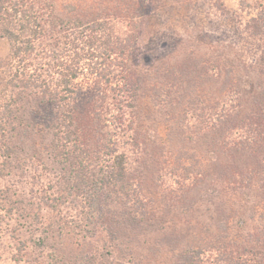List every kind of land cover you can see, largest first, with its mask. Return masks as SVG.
I'll return each instance as SVG.
<instances>
[{
  "label": "trees",
  "instance_id": "obj_1",
  "mask_svg": "<svg viewBox=\"0 0 264 264\" xmlns=\"http://www.w3.org/2000/svg\"><path fill=\"white\" fill-rule=\"evenodd\" d=\"M166 1L220 12L217 32L195 37L215 58L189 57L170 71L173 55L157 67L133 58L140 29ZM239 7L252 13L247 52L237 23H224L221 0H0L7 45L0 49V176L45 149L61 167L64 190L117 241L119 264H264V0ZM210 76L219 112L200 119L197 93ZM146 83H153L148 94ZM172 86L182 93L174 97ZM145 97L175 119L181 141L196 142L195 155L143 129L152 121L140 114ZM189 113L197 129H189ZM168 179L188 184L176 191L163 186ZM146 182L161 189V212L150 206ZM251 223L259 224L256 235Z\"/></svg>",
  "mask_w": 264,
  "mask_h": 264
},
{
  "label": "rangeland",
  "instance_id": "obj_2",
  "mask_svg": "<svg viewBox=\"0 0 264 264\" xmlns=\"http://www.w3.org/2000/svg\"><path fill=\"white\" fill-rule=\"evenodd\" d=\"M221 2L225 9L224 23H228L229 28L232 22L237 23L243 35L239 49L247 52L249 45L246 43L244 27L252 13L241 10L239 0ZM198 8L171 1L164 2L162 8L149 18L148 24L140 29L132 49L133 58L142 66L157 67L159 59L173 55L166 63L169 71L172 68L177 69L178 64L182 67L183 61L189 57L198 58L205 55V58H215L218 55L215 50L201 47L196 43L195 37L199 31L211 35L216 33V25L222 24L217 18L221 14L214 8ZM251 45L254 46L255 42ZM0 49L5 53L7 45L1 42ZM245 58L248 62L252 60L247 53ZM159 66L161 67V64ZM173 82L171 78L170 84ZM202 82L197 93L198 99L193 94L191 96L198 100L195 104L197 111L194 113L200 116L202 112L203 116L204 112H219L215 105V99L219 97V86L211 76L204 78ZM152 84H145L146 94ZM175 88L172 86L171 91L174 97L183 91L180 89L177 93ZM185 92L187 93V90ZM184 98L179 97L175 101H178V110L185 101ZM139 103L143 108L141 112L138 110L140 114L152 117V121L143 123V129L156 130L163 141H166L168 136L171 137L173 149L185 145L191 155L200 150L196 142L181 141L180 136L174 134L171 129L176 125L175 119H166L164 112H159L161 108L165 110L163 107L156 106L147 97ZM190 116L189 113V129H197V119ZM197 118L202 119L201 116ZM38 148V154L34 157L28 152L15 162L10 173L0 176V264H119L121 257L118 255L117 241L111 238L104 225L92 215V211H89L81 197L70 195L68 190H64L66 184L62 179L64 176L61 167L45 149ZM126 149L127 145L119 148L122 152ZM159 149L157 147L152 153L155 161L161 154ZM129 162L132 169L138 167L132 160ZM154 168L151 166L148 171L152 178L157 176V169ZM175 180H178L179 185L173 184ZM151 183H145L144 191L148 192L150 200L153 201L150 206L161 212L164 207L161 189ZM187 184L182 179H168L163 186L167 185L178 191ZM250 228H253V234L256 235L259 224L251 223L248 229Z\"/></svg>",
  "mask_w": 264,
  "mask_h": 264
}]
</instances>
